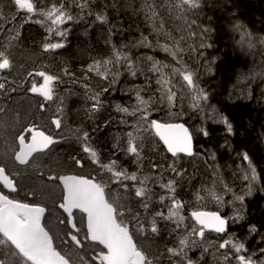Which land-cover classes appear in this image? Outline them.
Instances as JSON below:
<instances>
[{
	"label": "snow or ice",
	"instance_id": "6c2138e0",
	"mask_svg": "<svg viewBox=\"0 0 264 264\" xmlns=\"http://www.w3.org/2000/svg\"><path fill=\"white\" fill-rule=\"evenodd\" d=\"M14 6L19 10H24L28 14H33L39 11V15L45 16L51 21L55 28L49 27L47 30L49 33H54L59 36L62 40H66L67 33L70 31L68 28L61 30L58 26L65 24L67 21L76 22L83 17L77 13L73 15L70 11L71 5H75L80 9L82 13L88 8L90 3H94L95 0H63L57 6L53 3L52 7L47 11L42 8L38 10L37 5L32 0H11ZM201 5V0H177V3L173 7L177 10L191 11L198 9ZM187 6V7H185ZM144 7L147 9L146 18L154 17L156 14L152 11L151 6L144 0ZM151 13V16L148 15ZM91 15V11L88 13ZM15 17H13L14 19ZM96 21L101 23H107V17L102 14H97L95 17ZM9 18L3 12V5L0 4V35L7 33L10 36V40H19L20 34L18 31L9 27L4 21ZM187 23V21H186ZM192 25L196 28L192 29ZM190 29L188 39L194 41L190 43L187 49L180 47L179 42L176 46L170 47L167 44L160 45L157 40L156 44L153 45L149 42L148 37L141 34L139 40L129 42L127 44H121L117 47L116 44H112V55L109 59L104 61H96L94 64L89 65L87 72L96 71V74L103 75L104 79H108V74L111 69L108 68L112 65L116 71L112 72V79L109 80L108 86L101 89L100 92H96L90 95L88 98L93 101L91 111H99L104 107V102L101 99L102 93H109L110 88L118 82L119 76L121 75L119 69L123 67L125 72L128 73L132 78L137 75L145 76V85H132L128 90L135 93L136 104L132 107L131 111L129 107L121 104H116L115 108L117 112L125 114V116H131L135 118V122L132 127L139 129L141 125L149 121L150 105L154 103L150 97L145 100L140 93L144 88H150L151 79L147 74L137 66V61L151 62V69L149 71L158 73L156 84L158 85L157 91L160 93L159 101L167 99L169 106L172 104L173 99L176 97V92L173 91L175 84L172 79L167 76L164 72L165 68L171 67V77L177 75L182 77L180 83V90L186 87L192 90V107L194 109H201L200 102L208 99L204 89L199 86L198 82V70H189L187 63L185 62L183 55L187 53L189 60L193 59L192 54L195 53V60L199 62L201 58H204V53L207 49L212 47V44L208 42L211 29L203 27L197 23L196 20H191L188 24ZM243 26L237 23L234 26L235 31L241 33V44L245 41L248 42L249 47H253L251 43V34L242 30ZM154 31H161L153 27ZM109 33H112V29H109ZM168 38L172 39L170 34H166ZM48 39V38H46ZM111 37H109L110 42ZM181 39H185L181 37ZM198 41V43H195ZM261 43H264V39H261ZM65 44L61 42L52 43L45 42L43 44L44 52L49 50H57L64 48ZM150 48L155 50L159 48L161 51L166 53L172 58L176 65L179 67L170 66L169 64L155 59L154 56H138L134 60L131 56V50L133 48ZM214 62L213 60L208 61V71H211L210 65ZM103 66L107 71L101 73L100 67ZM12 62L5 54L4 51H0V70L10 69ZM64 75L74 76L67 67L63 70ZM38 76L44 79V84L37 88L35 84L32 85L31 91L38 93L43 96L44 100L51 101L53 99V83L59 81L62 78L56 75L47 74L45 71H39L36 73ZM31 75V73L29 74ZM196 77V79H194ZM88 77L85 76L84 79ZM0 79H4L0 77ZM76 81L73 80V83ZM183 82H186L183 83ZM86 90L89 85L83 84ZM0 89H5V83H0ZM183 95L181 96V99ZM159 101H155L158 103ZM44 107L43 104L40 106ZM202 110V109H201ZM221 123L226 125V131L232 133L233 126L227 120V118H221ZM52 123L56 128L61 127L60 119H53ZM119 123L129 125V120L122 118ZM150 127L155 130V134L159 137L163 144L166 146L167 151L173 158L179 156V154H185L187 156L194 155L193 153V137L183 124L174 123H161L158 120H150ZM33 132L34 129H28ZM204 136H208V132L201 128L199 130ZM127 147L123 148L120 144V139H116V143L113 145L114 149L118 152H123L125 158H131V164L135 166V171H129L128 168L122 167L118 164L116 159H112L109 164L101 165V167L111 175L107 179L101 178L96 180L95 178H87L77 175H61L59 177L49 176L50 180H59L63 184V197L62 203L59 207L68 213L67 224L71 226V229L75 230V234L72 231L67 233L70 236V241L77 247H83L82 241L78 238L80 229L77 224L73 222V210L78 209L82 213L86 214L87 218V232L86 239L97 242L98 245H102L100 249L92 258V261H85V258L80 257L84 264H94L95 260H99L100 264H160L164 253H161L159 257H150L142 249H140L134 242L133 234L130 231V225L138 233H144L149 229L145 227V221L141 218L142 214L138 210H134L130 204L119 203L116 198H110L106 193V189L109 184L115 183L121 186L126 193L129 192L130 185L124 183L125 181L134 182L131 187L134 188V198H143L135 200V203L139 205V208L143 209V215H148L151 203H152V190L145 187V185L151 180V177L144 176L140 178L139 173L143 169V157L141 156L143 140L139 135H134L133 132H128ZM77 139H81L80 135H77ZM140 140V143H134L135 140ZM82 140L85 142L83 151L89 154L92 163H99L98 153L87 143L90 140V134L87 131H83ZM51 135H45L44 132H37L32 136V142L25 146V137L21 135L19 137V143L22 146L21 151L16 153L15 159L20 164H27L28 157L33 152H43L48 149L50 145L55 143ZM214 159V157H213ZM242 160L247 161V168L243 169V179L248 181L247 194L252 191L253 183L257 179L256 168L252 164V161L247 153L242 154ZM76 164H81V161L77 159ZM162 165L152 164V169L155 170ZM166 171L170 170L175 173L176 176H183V171L177 169L175 162L167 166ZM0 181L3 182L4 186L9 188L11 191H16L13 181L6 175L4 167H0ZM136 183H139V187H136ZM156 186L165 190V195H160L159 204L167 207L168 211L165 214L164 211H155L152 214L150 221V231L153 234H158L159 229L156 223V217H159L164 221H171L177 216V211L182 207L181 202L176 198L177 181L175 179H169L167 182H163V171L160 173V180L154 182ZM225 192L232 191L228 185L224 186ZM218 203H223V197L217 196L215 192L209 190ZM235 196V193H233ZM239 201L244 200V195L235 196ZM170 201V203H166ZM46 209L39 204L24 203L19 200L10 199L8 195L0 193V242L7 245L9 250H12V255L21 259V264H70L69 260L65 256L61 255L59 251L53 246V238L49 235L45 226L42 224V218ZM192 218L200 225L199 229L193 228L192 234L200 237V240H192L189 244V238L187 236L178 239V247H168L166 252L168 254V260L170 264H207L204 257L205 255H211L213 260L217 264H233V259L236 264H264V247L254 249L249 252L245 246V243L239 241L235 234L228 233V220H240L242 216L236 215L231 218H226L220 215L219 212H202L194 211L191 213ZM183 220L179 217L175 220L176 231L180 228V223ZM63 222V221H62ZM206 230L216 233L215 240L206 237ZM258 229L253 225L249 228V236L253 233H257ZM259 243H264V235H261ZM196 248H200V256L198 259L193 260L189 255L188 251H192ZM14 249V250H13ZM106 249V251H105ZM188 249V251H185ZM210 249L215 251L210 252ZM221 249L225 251L220 252ZM219 253V256H217ZM179 258V259H174ZM0 264H6L5 260L0 259Z\"/></svg>",
	"mask_w": 264,
	"mask_h": 264
},
{
	"label": "trees",
	"instance_id": "16d2710c",
	"mask_svg": "<svg viewBox=\"0 0 264 264\" xmlns=\"http://www.w3.org/2000/svg\"><path fill=\"white\" fill-rule=\"evenodd\" d=\"M35 1L42 4L38 8H42L44 11L51 8L53 3L59 6L63 2V0ZM172 3H177V0H172ZM70 11L74 16L79 13L83 17L80 25L77 26L76 22L67 21L65 24L58 26L61 30L64 28L70 29L66 40L50 33L58 42L65 44L64 48L54 51L55 59L62 61L66 64L63 65L64 68L67 67L75 74L74 76H68L72 84L66 85L62 94L74 95V90L79 92V88H84L82 87L83 84L95 86V90L108 86L109 80L112 79V72L116 71L112 65L108 66L112 71L109 72L107 80L104 79L103 75L98 76L95 70L87 72V68L96 61L102 62L109 59L112 55L113 43L119 47L121 44L139 40L141 34H143L148 37L149 42L153 45L156 44L157 40L160 45L167 44L173 48L176 45L169 42L170 38L165 39L167 32H164L163 29L160 34L164 39L154 34L153 27L161 29L160 25H154L153 22H150L147 23L148 26H145L144 18L141 17L137 9H134L133 3L129 0H95L82 13L75 5H71ZM89 11H91V15L88 14ZM19 14L22 23L26 25L21 35V40L24 43L20 42V47L33 44L35 50L38 47L40 48L46 41L44 39L45 35L49 34L47 29L57 27L53 26L45 16L39 15V11L28 14L24 10H20ZM97 14L105 15L107 23L96 21ZM177 14L181 17L178 20L179 25L182 24L187 30V32H184L187 47L190 43H194L191 42V39H188L190 31L188 24L191 20L194 19L201 26L211 29L208 33V42L212 44V47L205 51L204 58L196 62L195 53L192 54L193 59L191 60H189L187 53L182 54L189 70H198L199 86L204 89L208 97L206 101L200 102L202 110L193 109L194 112L191 109L193 108L192 90L185 87L181 91L182 77L177 75V87L176 89L173 88V91L176 92V97L172 102L174 106H169L166 99L161 101L162 106H160L159 102H155L159 101L160 96L158 95L160 94H151L148 92L147 87L140 93L145 100L151 97L154 103L150 105L149 121L144 122L139 129L134 130L132 125L135 118L117 112L115 106L121 104L129 107L131 111L136 104L135 93L128 90L132 85H145V76L138 74L137 77L132 78L125 72L123 67H120L121 75L118 82L110 88L106 96L103 93L101 95L104 102V112L98 116L100 118L96 120L97 123L94 125L96 133L90 137L93 139L94 137L101 138L96 142L100 147L98 152H102V161L108 158L116 159L119 165L125 164L124 166L129 169L132 164L130 165L127 161L121 160L120 153L113 152L114 148L109 150V139L106 135L109 136L111 133L109 132L111 127L102 123V119L107 116H113L118 120L128 119L129 125H124V127L132 129L131 131H134L143 140L141 151V155L143 158L145 157L143 163L150 167L152 162L160 165L154 158L155 154L164 155L166 153L159 141L149 135L145 136V132L150 128V120L155 119L161 123L183 124L193 137L194 155L191 158L199 159L203 166L200 169L198 166L197 168L194 167L195 162L186 164L184 167H187V173L184 172L183 167L180 168L184 176L188 177L187 180H190L187 183V190L191 192L195 190V186L190 185L191 180L207 181L203 178V176H207V171L217 178L222 188L228 185L232 191L237 190L240 192L242 190L244 192L245 190L247 192L248 181L243 179V169L247 168L248 162L242 160V154L247 153L256 168L257 179L252 186V199L244 203L243 225L239 226L237 231H240L241 234L239 239L245 241L247 249L252 252L254 249L264 247V243H259L261 238L259 235H262V233L264 235V96L262 98L259 93L263 89L260 86L264 82V43H261V39H264V0H201L198 9L191 11L177 10ZM237 23L243 26V31L246 30L251 34V43L256 41L252 43L254 44L253 47H249L247 41L241 44V33L234 30ZM149 27L152 30L150 35L147 33ZM110 28L112 29L111 34L109 33ZM146 28L147 30L144 32ZM195 28L196 26L192 25V29ZM109 37H111L110 42ZM145 51L153 52V49ZM145 51L143 47L133 48L131 56L134 60L138 56H147ZM167 59L172 60L170 56L166 55L159 61L166 62ZM213 59L214 62L210 65L211 71H208V61ZM137 66L147 74L151 72L149 71L151 62L137 61ZM170 66L179 67L180 65H176L173 61ZM105 71L107 69L101 66L100 72ZM253 75L263 78L256 81L249 88L246 85L243 93L245 96L248 95V98L232 99L230 97L231 88L238 89L241 82ZM85 76L88 78L84 79ZM73 80L76 81V84L73 83ZM183 83L186 84V82ZM182 95L183 98L181 99ZM153 96L157 97L158 100H155ZM73 106L75 107L76 104ZM168 110L171 112L170 115H167ZM221 118H227L232 124V133L226 131V125L220 122ZM201 128L209 133L208 136H204L199 131ZM134 142L139 144L140 140ZM66 146L59 148L58 156L59 154L62 156L63 160L61 159V161L63 163L75 165L71 162L70 157L76 154V147L74 149L70 148L68 154V152H64L67 149ZM121 146H125V137L121 142ZM52 151L56 150L53 149ZM150 152H153V155H150ZM145 160L148 161L145 162ZM158 170H162V167H158L150 173ZM253 225L258 229V232L249 236V228ZM59 229L65 231V226L62 225ZM161 233L162 235L165 234L163 228ZM156 248L160 247L156 246ZM83 254L87 259L90 258L89 253L85 252ZM12 256L11 250L0 244V259L9 261L12 260Z\"/></svg>",
	"mask_w": 264,
	"mask_h": 264
},
{
	"label": "rangeland",
	"instance_id": "374dc122",
	"mask_svg": "<svg viewBox=\"0 0 264 264\" xmlns=\"http://www.w3.org/2000/svg\"><path fill=\"white\" fill-rule=\"evenodd\" d=\"M129 1L133 3L134 9H137L139 11L141 17L146 20L147 9H145L144 7V0ZM32 2L39 7L42 5L35 0H32ZM147 3L151 6L152 11L154 12L156 10L155 7H160L161 9L162 7H167L168 11L170 10V13L167 15L164 14V11H159V13L163 12L162 14H159V22H155L153 24H158L160 26L162 25L163 28L168 27L167 30L169 32H167L166 30L165 32L171 35V31H174L175 27L179 25V22L173 21L168 17H170L174 13L177 14V9H174L173 4L169 0H147ZM3 12L9 18V20L4 21V23L18 31L21 36L23 27L21 26V24H16L15 22H13L12 19L15 14L20 12V10L16 7H8L5 8ZM149 14L150 13H148V15ZM173 24H175L176 26H172ZM46 37L50 38L51 35L47 36L46 34ZM173 38L175 39L174 36ZM165 39L168 40V36H166ZM0 40L3 41V46L0 47V51H4L12 62V67L10 69L0 70V77L4 78L0 79V83H5V89H7L3 91V93H0V162L4 163L1 164V167L5 168L7 175L15 183L17 189L16 193L11 197V199L19 200L24 203L39 204L40 206L44 207L48 215L43 225L47 226L53 238V246L57 251L61 253V255L65 256V258L69 260L70 264H84V262L80 259V257H82V253L68 247L67 243H65L66 236L63 235L62 230L60 231L59 229L62 227L61 223L63 219L57 210V205H60V203H62L63 192L61 190L60 183L58 182L59 180H50L49 176L59 177L61 175H77L90 179L101 177L84 173L82 170H80L81 167L78 166L79 164L71 165L70 163H68L70 165H67L63 163L61 161V159L63 160V158L60 154L58 156V153L60 150L59 148H63L66 145L68 146H66L67 149H65L64 152H68V154L70 152V148H77V135L82 134L80 130L87 129L85 131H92V134L94 135L96 133L94 125H96L97 123L96 120L100 118L98 116L103 114L104 107L99 111H91L93 101H91L88 97L95 93V86L92 85H89V88L87 90L88 93L86 95H84L83 93H77L74 95L68 93H64L63 95H55L53 93V99L51 101H46L44 100L43 96L31 91V93L27 94V98L28 96H31V98H29V101L18 100V94L20 92H16L15 94L14 89L29 87L33 84H35L37 88H39L44 84V79L36 74L39 71H45L47 74L60 76L62 79L59 81H55L59 84L69 83L70 79L68 75H64L62 71L64 69L63 65L66 64L55 59L53 50L44 52L43 46H40L39 51L38 48L35 50L33 44L29 46L24 45L25 47H20L21 43L19 44V42L21 39L17 41L10 40V36L7 33L0 35ZM177 42H179L180 47L186 48L187 44L182 43V39H177L175 44ZM254 42L256 41H253L252 43ZM23 43L24 42H22V44ZM30 73L31 75H29ZM153 75L154 76L152 77L149 76V78L151 79V86L150 88H147V90L151 94H160L157 91V73H153ZM26 76H30L33 78V81L30 84H23L21 82V79L26 80ZM170 78L172 79L173 84H175L174 89H176L175 78ZM262 78L263 77L261 76L253 75L252 77L241 82L239 86L246 89V85H248L249 88L256 81L262 80ZM103 94L106 96V93ZM71 99L77 101V107H74L72 109L69 105ZM154 99L157 100V97H154ZM41 104L44 105L43 108L40 107ZM159 105L162 106L161 101H159ZM170 114L171 112L170 110H168L167 115ZM53 119L61 120L60 128H57L56 130L53 129V127H55L53 124H51ZM44 121L45 123H43ZM102 121L103 124L111 127V131H109L111 133L109 134V136L106 135V137H108L109 139V150H112L117 138L120 139V144L123 141L124 137L125 140H128V132L124 130V124L119 123L120 120L113 116H107L103 118ZM39 127L43 128L46 131L45 135H51L56 142L53 143L46 152H43L40 155L34 157V159H31L25 167H18L14 163V157L17 153L15 152L17 150L16 141L20 135L15 136L14 133L17 129H20V132L22 130L23 132H25L27 129ZM130 132H133V134L136 135L134 131ZM148 135L157 140L152 132L151 127L145 132V136ZM100 139V137H94V139L92 138L93 141ZM53 149H55L56 151H52ZM97 153L99 162H102L103 164L101 165H104V161L101 160L102 152ZM83 154L88 155V153L85 152H83ZM150 155H153V152H150ZM123 156L124 155H122V157ZM154 158L157 160V162H159L160 165L163 166V171H165V169H167V166L169 164H172L173 162H175V166L177 169L186 166V164L182 163V158L180 155L176 158H173L167 153H165L164 155L155 154ZM144 159L145 157L143 158V161ZM147 161L148 160H145V162ZM83 164L92 168L95 163H92L90 157H88ZM152 164L153 162L149 167L151 171H153ZM104 177L107 178L108 176ZM118 201L119 203L123 204L130 203V199L128 196H125L123 200ZM75 219L76 224L80 229V237L85 242V252H89L90 257L93 258L100 249L97 246L88 244L85 239L83 221L81 217L76 216ZM130 231L133 234V239L137 246L150 257H159L161 253H164V255L166 254L162 249L156 248V246H153L151 243L149 244L145 242L142 237L143 233L136 232L131 225ZM87 249L92 250L88 251ZM164 257L165 256H163V258L161 259L160 264H166L164 263L166 261L164 260ZM204 259H206V257H204ZM5 262L6 264H21V261L18 260L15 256H12V260Z\"/></svg>",
	"mask_w": 264,
	"mask_h": 264
},
{
	"label": "bare ground",
	"instance_id": "6f19581e",
	"mask_svg": "<svg viewBox=\"0 0 264 264\" xmlns=\"http://www.w3.org/2000/svg\"><path fill=\"white\" fill-rule=\"evenodd\" d=\"M169 1L172 3V0H169ZM0 4L3 5V10L5 8H8V7H14L13 3L10 0H0ZM175 4H173V5H175ZM38 7L39 6H37V8ZM155 9H156L155 10L156 15L154 17L147 18L146 20L144 19V21H145L144 25L145 26H148L147 23H150V22H153V23L159 22V14L163 13V12L159 13V11H161V10L164 11L165 15L170 13V10L168 11L167 7H162V9L160 7L159 8L155 7ZM38 10H39V8H38ZM149 16H151V13L149 14ZM14 17H15L14 19L12 18L13 22H15L16 24H21V26L23 27V31H24L26 25L22 23V21L20 19L19 12L17 14H15ZM168 18H170L173 21H178V20L181 19L180 15L176 14V13L172 14ZM81 20L82 19L76 21V25L77 26L80 25ZM172 26H176V25L173 24ZM167 28L166 27L163 28L164 32H165V30L167 32H169L167 30ZM146 30H147V28L144 30V32H146ZM244 31H246V30H244ZM150 32H152V30L149 27L147 33L150 35ZM184 32H187L186 27L183 26L182 24L178 25L177 27H175L173 32L171 31L172 39H169V42L173 44V43L176 42L177 39H181V37H184L185 39H182V43H186L187 44V40H186V36H185ZM154 34L159 36L160 38H163L161 36V34H160V31L159 32L154 31ZM21 35H22V33H21ZM49 35H51L50 38L46 37V35H45L44 39H46V38L49 39V40L47 39L46 42H53V43H57L58 42L56 40V38L53 37L52 34H50V33L47 34V36H49ZM173 36L175 37V39L173 38ZM19 39H21V36H20ZM20 42H19V44H20ZM191 42H194V41L191 40ZM195 43H198V41H195ZM43 44H42V46H43ZM1 46H3V41L2 40H0V47ZM186 48H187V46H186ZM149 49L150 48H143L144 51L145 50H149ZM57 50H54V51H57ZM38 51H39V47H38ZM146 53H147V55L154 56L155 59H157V60H159V59H161V58H163L164 56L167 55L166 53L161 51L159 48H157L156 50H153V52H146L145 51V54ZM54 54H55V52H54ZM172 62L173 61L171 59H167L165 63L171 65ZM164 72H165V74L167 76L171 77V67L165 68ZM147 76H151L152 77L154 75L151 72H149V74H147ZM157 76H158V73H157ZM174 78H175V81H176L177 80L176 76ZM32 81H33V78L30 77V76H28V77L26 76V80L21 79V82L23 84H30ZM70 84H72L71 80H70L69 83H65V84H59L58 82H54L53 83V93L55 95H63L62 92L65 91L64 87L66 85H70ZM31 87L32 86L24 87V88H16V89L12 88V89L15 90V92H14L15 94H16V92L17 93L20 92L18 94V100H23V101L28 100L29 101V98H31V96H28V98H27V94L31 93V90H30ZM260 87L264 88V82L261 84ZM101 89L102 88H97V90H94V91L96 93L98 91H101ZM5 90H7V89H4V90L0 89V93H3V91H5ZM78 90H79V92L74 90V93L75 94L83 93L84 95H86L88 93L85 88H79ZM244 90L245 89L243 87H240V86H239L238 89L231 88L230 97L232 99H234V100L243 99L244 97L248 98V95L245 96V94L243 93ZM67 91H68V89H67ZM259 93H260V95L263 98L264 89H262ZM249 98H250V96H249ZM101 99L103 100L102 97H101ZM76 102L77 101H74V99L70 100V104L69 105L71 106L70 107L71 109L74 108V106H73L74 104H77ZM191 109L193 110L194 108H191ZM193 111L195 112V110H193ZM198 111H200V109ZM51 124H53V123H51ZM55 127H53V129L56 130L57 128H55ZM85 130H87V129H83V130H80V131L83 133V131H85ZM124 130L126 132H130L132 129L124 128ZM14 134H15V136H19L21 134L20 129H17ZM89 134L92 136L93 135L92 131H90ZM23 136L25 137V135H23ZM80 136H81V139H79V140L76 139V142H77L76 154H74V156H71L70 160H71V162L75 163V161L77 159H79L81 161V164H83L86 161V159L89 157V154L88 155H84L83 154V152H84L83 151V146H84L85 142L82 140V134H80ZM127 141L128 140H125V146H123V148L127 147ZM87 143L96 152H98V150L100 149V147L97 144V142L93 141L92 138H90V140L87 141ZM134 143H137V142H134ZM28 144H26V145H28ZM16 145H17V150H18V148L20 150V143L19 142L17 143V141H16ZM113 152H118V150L115 149V150H113ZM119 153H120V155H119L120 159L124 160V161H127L131 165V162H130L131 159L130 158L126 159L125 156L122 157V155H124L123 152H119ZM32 159H34V157ZM111 160H112V158L105 159L104 163L105 164H109L111 162ZM181 161H182L183 164H190L192 162H195L196 165L194 167L197 168V166H198V168H200V169H201V167L203 168L202 164L200 163L199 159H197V158L193 159V158L183 157L181 159ZM14 163H15V160H14ZM1 164H4V163L0 162V167H1ZM101 164H103V163L102 162L95 163L94 166H92L93 169L90 166H86L85 164H83V166H81V165H78V166L81 167L80 170H82L86 174H91L93 176H101L100 178H96V180L99 181V180H101V178L106 180L107 178H105L104 176H108L109 177L111 174L107 173L100 166ZM124 165L125 164H121L120 166L126 167ZM18 167H21V166H18ZM186 168L187 167L183 166V169L185 170L184 172L187 171ZM135 170H136V168H135L134 165H132L129 168V171H135ZM150 171L151 170L149 169L148 165H146V163H143V169L139 173L140 178H143L144 176L151 177V180H149V182L145 185L146 188L152 190V203H151L148 215H143V209L139 208V205L135 203V200H139V199H143V198H134V196L132 195V194H134V188H132L131 185L134 182H131V181H125L124 182V183H127V184L130 185V189H129L128 193H126L125 190L121 186H118L115 183L109 184V187L106 189V193L108 194V196L110 198H116L117 200H123V198H125V196L129 197V199H130V203L129 204L131 205V207L134 210H138V211L141 212V214H142L141 218L145 221V227L149 229L148 231H146V232H144L142 234V237H143L144 241L149 243V244L151 243L153 246H159L160 249L164 250V252L166 253L164 255L165 256L164 260H166L164 263H166V264H170V262H169V260L167 258L168 254L166 252V248H168V247H178V239L179 238L187 236L189 238V244H191L192 240H197V241L200 240V237L192 234V229L193 228H196V229L200 228V225L195 221L194 218H192V216H191L192 212H194V211H202V212H213V211H216V212H219L221 216L226 217V218H231V217H234L236 215H239V216L243 217L244 203H245V201H249V200L252 199L251 193L247 194V192H245V190H244V192L242 190H240V192L237 191V190L236 191L225 192L224 191V187L222 188V186L219 184L217 178L213 177L208 171L206 172L207 176H203L204 180H207V181L202 182L199 179L198 180H191V184L190 185H194L195 186L194 192H191V191L187 190V183H189L188 182L189 179L187 180L188 177L184 176V174L181 177V176H176L175 173H172L171 171H166V170L165 171L158 170L157 171L158 173L157 172L150 173ZM162 171H163V182L166 183L167 180H169V179H175L177 181L176 198L182 204V207L180 209L176 210L177 211V216L173 220L164 221V220H161L159 217H156V223H157V227L159 229V233H161V229L163 228V231H165L164 235H162V233L161 234H159V233L158 234H153L150 231V221H151V218H152V214L155 211H159V210H162V211L165 212V214H167V211H168L167 207H165L164 205H161V204H159L157 202L159 200L160 195H165L166 192H165V190H163V189L159 188L158 186H156V184L154 183L155 181H159L160 180V173ZM6 175H7V172H6ZM183 177H185V178H183ZM8 178L10 179L9 176H8ZM13 184L15 185L14 182H13ZM139 186H140L139 183H136V187H139ZM15 188H16V186H15ZM209 190L215 192L217 196H222L224 202L223 203H218L217 200L212 195H210ZM16 191H17V189H16ZM16 191H13L12 193H9V192H6L4 189H2L0 187V193L8 195L10 199L16 193ZM233 193H235V196L244 195V200L242 202L237 200L235 198V196L233 195ZM166 203H170V201H166ZM57 210H58L59 214L61 215V217L63 219V222L61 223V225L65 226V231H62V234L66 236L65 243H67L68 247L73 248V249L77 250L78 252L82 253V256L84 257L83 253H85V251H86V246H85V242L80 237V232L78 234V238L82 241L83 247H77V246L74 245V243H72L70 241V236H68L67 233L69 231H72L73 234H75V230L71 229V226L67 224V217L68 216L61 210V208L59 207V204L57 205ZM47 215H48L47 211H45L43 219H42V224L45 222V220L47 218ZM76 216L81 217V219L83 221L84 234H85V239H86L87 230H86L85 216L82 213H80V212H77V211L73 212V222L74 223H76V219H75ZM179 217L183 218V220L180 223V228L177 229L176 231H173V229L176 228L175 220L177 218H179ZM241 225H243V220L242 219H240V220L229 219L228 220V233L235 234V237L239 241L245 242L242 239H239L241 234L239 233L240 231H237L238 227L241 226ZM45 228L49 232V230H48L46 225H45ZM49 235L51 236L50 232H49ZM216 235H217L216 233L211 232L210 230H206V237H208L209 239L215 240ZM262 235H263V233H262ZM259 236L261 237V235H259ZM86 241L88 242V244L97 246V247H99V249H102L99 245L91 244L88 239H86ZM0 244L2 246H4V247L8 248V246L3 244L2 242H0ZM245 246H246V243H245ZM87 250L91 251L92 249H87ZM185 251H188V249H185ZM212 251H215V249H210V252H212ZM223 251H225V250L224 249L220 250V252H223ZM248 251L251 252L250 250H248ZM200 252H201V249L200 248H196V249H194L192 251H188V255L191 258H193V259H198L199 256H200ZM87 253H89V252H87ZM11 254H12V250H11ZM217 256H219V253H217ZM205 257H206L205 261L207 262V264H217V262L213 260V257L211 255H205ZM16 258L21 261L20 258H18V257H16ZM84 258H85V261H92V257H90L89 259H87L86 257H84ZM174 259H179V258H174ZM94 264H100V261L97 259V260L94 261ZM233 264H236V261L234 259H233Z\"/></svg>",
	"mask_w": 264,
	"mask_h": 264
},
{
	"label": "water",
	"instance_id": "95a60500",
	"mask_svg": "<svg viewBox=\"0 0 264 264\" xmlns=\"http://www.w3.org/2000/svg\"><path fill=\"white\" fill-rule=\"evenodd\" d=\"M152 132H153V134L156 136V138H157V140L160 142V144L162 145V147L164 148V150H165V152L169 155V156H171V154L167 151V148H166V146L163 144V141H161L160 139H159V137L155 134V130L154 129H152ZM36 134V133H35ZM35 134H33V135H35ZM32 142V139H30V142H29V144ZM21 145H20V151H21ZM51 147V145L49 146V148ZM48 148V149H49ZM48 149H45L43 152H46ZM19 151V152H20ZM43 152H39V151H37V152H33L27 159H28V162L33 158V157H35V156H37V155H40L41 153H43ZM193 153H194V146H193ZM180 156H182V157H186V158H191L192 156H187V155H185V154H179ZM14 160H15V163L18 165V166H21V167H24V166H26L27 164H20L19 163V161H17L15 158H14ZM59 183H60V187H61V190H62V192H63V184L59 181ZM0 187L2 188V189H4L6 192H9V193H12L13 191H11L9 188H7V187H5L4 186V184H3V182L2 181H0ZM61 210L68 216V213H66L62 208H61ZM75 211H77V212H80V213H82L80 210H78V209H74L73 210V212H75ZM84 216H85V220H86V230H87V218H86V214L85 213H82ZM43 219V218H42ZM89 242L91 243V244H96V245H98L97 244V242H93V241H90L89 240ZM101 248H103V246L102 245H99ZM105 251H106V249H105Z\"/></svg>",
	"mask_w": 264,
	"mask_h": 264
},
{
	"label": "flooded vegetation",
	"instance_id": "af4514ba",
	"mask_svg": "<svg viewBox=\"0 0 264 264\" xmlns=\"http://www.w3.org/2000/svg\"><path fill=\"white\" fill-rule=\"evenodd\" d=\"M30 129H34V131L33 132H30V131H28V129L25 131V132H23V130L21 131V133L22 134H20V136L21 135H25V145L26 144H28L29 143V141H30V139H32V136H33V134H35V133H37V132H44V133H46V131L43 129V128H30ZM19 136V137H20ZM19 137H18V139H17V143L19 142ZM20 150H19V148H18V150H16L15 152H19Z\"/></svg>",
	"mask_w": 264,
	"mask_h": 264
}]
</instances>
